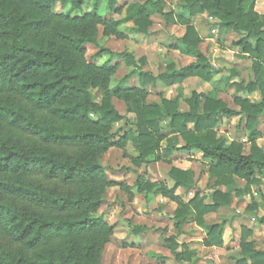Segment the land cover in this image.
Returning <instances> with one entry per match:
<instances>
[{
  "label": "trees",
  "instance_id": "trees-1",
  "mask_svg": "<svg viewBox=\"0 0 264 264\" xmlns=\"http://www.w3.org/2000/svg\"><path fill=\"white\" fill-rule=\"evenodd\" d=\"M88 1L0 0V125L7 128L2 132L0 127V235L15 247L0 246V264H100L114 234V227L98 214L105 193L115 186L130 192L107 178L101 157L112 147L124 150L128 143L137 153L131 158L135 167L157 160L169 163L174 153L194 150L208 162L210 194H195L187 203L175 191L195 185L191 170L171 167L170 188L141 177L134 183L138 193L176 203L175 234L164 238L163 247L180 264L194 262V251L177 242L183 227L195 224L206 232V247H221L224 224H206L205 216L229 207L233 199L241 200L264 178V150L256 143L258 117L264 115V14L255 11L254 0H180L176 13L166 11L164 0H140L123 9L107 0V12L122 15L117 20L101 15L100 0H94L90 12L70 14ZM56 3L70 5L68 12L54 14ZM202 14L215 18L224 32L240 35L234 45L251 59L254 79L227 86L236 94L258 92L259 101L236 95L229 105L214 93L197 92L183 98L178 87L174 98L159 95L148 102L150 86L180 85L191 77L208 83L218 73L200 51L191 21ZM155 15L168 25L184 27L169 48L194 59L192 63L178 69L170 63L153 75L143 71L144 58L136 60L127 51H110L97 42L100 28L103 38L127 39L120 28L127 24L131 34L146 35ZM86 44L97 49L92 58L106 56L102 64L86 60ZM120 62L131 71L112 85ZM237 76L230 73L231 79ZM133 77L136 86L124 85ZM113 99L124 103L134 123L118 113ZM181 100L185 111L180 110ZM220 118H239L237 128L244 121L247 152L238 138L230 141L219 135ZM164 123L167 133L161 130ZM236 180L245 186L238 187ZM258 206L264 209L263 191L252 209ZM250 235L241 228L234 264H264V249L248 241ZM148 256L165 264L160 254Z\"/></svg>",
  "mask_w": 264,
  "mask_h": 264
},
{
  "label": "rangeland",
  "instance_id": "rangeland-1",
  "mask_svg": "<svg viewBox=\"0 0 264 264\" xmlns=\"http://www.w3.org/2000/svg\"><path fill=\"white\" fill-rule=\"evenodd\" d=\"M137 1L140 0H115L116 8L121 7L123 9L124 4H131ZM164 1L167 3L166 11H172L173 13H176L181 5L180 0ZM93 2L94 0H89L80 9L70 12V14L81 15L90 12ZM106 2L107 0H100L99 13L107 18L119 19L122 15L107 12ZM254 2L255 11L259 14H264V0H254ZM69 6L63 7L56 3L52 7V12L54 14L67 13ZM150 19L152 25L146 35L131 34L128 31L131 24H127L120 27L128 35L127 39L103 38L100 28L97 42L100 46L110 51H127L136 60L144 58L143 71L150 72L153 75L163 72L170 63L174 64L177 69L185 65L186 61H184L185 59L183 60V56L169 48L171 44L176 42L177 38L184 34V27L174 24L168 25L159 15L152 16ZM191 21L201 40L200 51L204 54L213 70L218 73L214 74L212 81L208 83L202 82L198 78L184 80L183 84L181 83L183 88L181 84L179 85L182 97L188 98L192 92L214 93L217 98L219 97L222 101L231 105L234 97L238 94L227 85L231 82L240 81L247 84L254 79L251 70V59L243 57L241 50L234 45L240 35L232 31L224 32L218 27V21L207 14L198 15ZM84 48L85 58L88 62L96 64L104 62L106 56L92 58L97 51L95 46L86 44ZM130 71V68L120 62L112 85H115L121 77ZM233 71L237 72L238 76L231 79L230 73ZM127 84H130V86L135 84L134 79L132 78L124 83V85ZM161 89L163 91L158 92ZM147 90L149 92L148 102L157 101L159 95L166 97L176 96L174 88L171 89L173 90L171 95L168 93L170 89L159 83L153 87H148ZM94 94L96 102H99V92L94 90ZM239 95L252 102L260 100L258 92H242ZM112 103L120 115L124 116L128 122L134 123L133 115L126 113L123 102L113 99ZM186 109V104L181 100L180 110L185 111ZM122 124L123 122L114 125L112 132H117ZM238 124L239 118H220L218 133L226 138L239 136L238 140L245 145L244 151L247 152L249 149L248 132L244 130V121L240 123L239 128H237ZM0 127L2 132L7 131V128H3L1 125ZM256 129L260 133L256 143L264 150V115L258 117ZM161 130L164 133L168 132L165 123L161 125ZM136 156L137 153L132 145L128 143L124 150L112 147L101 157V164L104 166L107 178L127 186L130 188V192L120 189V186H115L107 189L105 193L104 202L98 214H101L114 227V235L110 243L104 248L100 264H149L152 263L147 253L149 251L165 255L167 264H178L170 253L163 248L164 238L174 234L171 217L173 216L172 212L175 205H170L168 200L161 201L159 197L155 198L153 195H150L148 199H144L134 188V183L139 177H141L143 182H167V172L170 166L163 164L166 163L164 161L157 160L135 167L131 163V158ZM175 159V161H179L182 160V157L179 155ZM189 161L198 162L196 183L192 194L197 192L196 194L200 193L203 196H208L211 192L212 180L207 178V165L195 157L189 159ZM260 180H262V185H252L250 193L245 194L241 200H232L229 207L221 208L217 213L206 217L205 221L208 224H224L223 246L221 248L202 247L201 241L205 237L206 232L195 228L192 224L186 226L184 235L180 236L178 240L193 249L195 255L197 254L198 261H192L193 263L191 262V264H234L235 259L239 257L238 244L241 228L251 232L248 241L254 242L256 248L264 249V222H260L264 218V209L261 206L252 209L253 203L259 202L260 193L264 192V178H260ZM236 184L238 187L245 186V182L242 181H237ZM189 196L187 193L183 194L184 199H188ZM137 228H140V231L135 232ZM0 246L3 248H15L2 235H0Z\"/></svg>",
  "mask_w": 264,
  "mask_h": 264
},
{
  "label": "crops",
  "instance_id": "crops-1",
  "mask_svg": "<svg viewBox=\"0 0 264 264\" xmlns=\"http://www.w3.org/2000/svg\"><path fill=\"white\" fill-rule=\"evenodd\" d=\"M181 37V36H180ZM173 51H175V52H178V51H176V50H173ZM180 55H182V54H180ZM183 56V60L184 61H186V64L185 65H183L182 67H185V66H187V65H189L190 63H192L193 61H194V59H192V58H190V57H187V56H184V55H182ZM132 79V78H131ZM133 79H134V83L135 84H132L131 86H136V79H135V77H133ZM192 79H197L196 77H191V78H188V79H186V80H192ZM130 80V79H129ZM128 80V81H129ZM183 84V83H182ZM182 84H181V87L183 88V86H182ZM127 85H130V84H127ZM177 87H179V85H175V86H170V87H165V88H169L170 90L168 91V93L169 94H173V90H171V89H173L174 88V90H175V93H176V88ZM163 91V89H161V90H158V92H162ZM237 96H240L239 94L237 95ZM163 97H165V98H167V99H172V98H174V96H170V97H166V96H164L163 95ZM240 97H242V96H240ZM218 99H220L219 97H218ZM235 138H240L239 136H234V138H227L228 140H234ZM179 155H181V157H182V160H179V161H175L176 159V157H178ZM194 155V156H193ZM196 158V159H198L200 162H203L205 165H208V162L207 161H205V160H203L202 159V156H201V153L200 152H198V151H191V152H176V153H174L171 157H170V162L169 163H163V164H166V165H169L170 166V168L171 167H176V168H179V169H181V170H191L193 173H194V180H195V183H196V168H197V165H198V162L197 163H193V162H190L189 161V159H192V158ZM157 163H159V162H157ZM144 165H146V164H144ZM143 166V165H142ZM170 168H169V170H170ZM168 170V171H169ZM168 173V172H167ZM206 173H207V170H206ZM207 175V178H208V174H206ZM140 176V175H139ZM237 181H241V180H236V182ZM160 182V181H159ZM161 182H164L165 183V185L167 186V188H170L171 186H172V181L168 178V176H167V182H165V181H161ZM242 182H244V181H242ZM212 183H213V181H212ZM195 186V185H194ZM194 186L192 187V188H189L188 190H184V189H182V188H178V189H176V191H175V195H177V196H179V197H181V199L184 201V202H188L189 200H191L193 197H194V195L197 193V192H195V193H193L192 194V191H193V189H194ZM184 193H187L188 195H190L189 196V198L188 199H184V197H183V194ZM139 195H142V198H144V199H148V197L150 196V195H153V197H155V198H158L159 197V200H168L167 198H165V197H163V196H160V195H155V194H153V193H150V194H145V193H138ZM199 196L201 197V196H203L202 194H200L199 193ZM158 200V201H159ZM233 200H236V201H238L237 199H233ZM169 202H170V205H175L174 206V210L176 209V203L175 202H172V201H170V200H168ZM173 207V206H172ZM174 210H173V212H174ZM172 212V213H173ZM173 215V214H172ZM210 215V214H209ZM209 215H207V216H209ZM207 216H205V218L204 219H206V217ZM173 217V216H172ZM172 217H171V219H172ZM172 221V223H173V220H171ZM205 223H206V221H205ZM206 224H208V223H206ZM188 225H191V224H188ZM188 225H185L184 227H183V233L180 235V236H182V235H184V233H185V228H186V226H188ZM192 225H194L195 226V228H197V229H200L201 231L203 230L202 228H200V227H198V226H196L195 224H192ZM148 227V226H147ZM172 228H173V224H172ZM204 231V230H203ZM174 234H175V230H174ZM174 234H172V235H174ZM223 234H224V231H223ZM114 235V234H113ZM179 236V237H180ZM113 237V236H112ZM169 237V236H168ZM179 237L177 238V242L179 243V245H183V246H186L189 250H192V251H194L193 249H191V248H189L186 244H184V243H180L179 242ZM112 239V238H111ZM204 239V238H203ZM222 240H223V235H222ZM111 241V240H110ZM110 243V242H109ZM108 243V244H109ZM201 243H202V247H204V248H221L222 246H223V244H222V246L221 247H206L204 244H203V240L201 241ZM131 246H133V245H131ZM164 248V247H163ZM165 249V248H164ZM180 249V248H179ZM238 249H239V246H238ZM167 250V249H166ZM168 251V250H167ZM169 252V251H168ZM195 252V251H194ZM148 254L149 253H154V254H160V255H162V256H164L165 258H166V261H167V257L165 256V255H163V254H161V253H157V252H153V251H149V252H147ZM170 253V252H169ZM171 255V254H170ZM172 256V255H171ZM173 257V256H172ZM152 260V263L151 264H156V262L153 260V259H151ZM165 261V264H167V262ZM195 262H197L198 261V256H197V254L195 255V260H194ZM178 263V262H177ZM188 264L189 262H185V263H183V264ZM193 263V262H192ZM178 264H180V263H178ZM190 264H191V262H190Z\"/></svg>",
  "mask_w": 264,
  "mask_h": 264
}]
</instances>
